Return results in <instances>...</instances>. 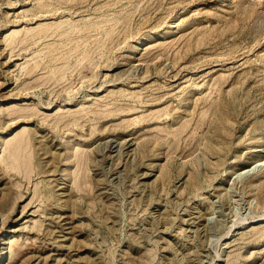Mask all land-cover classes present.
I'll return each instance as SVG.
<instances>
[{"label":"rangeland","instance_id":"obj_1","mask_svg":"<svg viewBox=\"0 0 264 264\" xmlns=\"http://www.w3.org/2000/svg\"><path fill=\"white\" fill-rule=\"evenodd\" d=\"M263 219L264 0H0L6 264H264Z\"/></svg>","mask_w":264,"mask_h":264},{"label":"bare ground","instance_id":"obj_2","mask_svg":"<svg viewBox=\"0 0 264 264\" xmlns=\"http://www.w3.org/2000/svg\"><path fill=\"white\" fill-rule=\"evenodd\" d=\"M0 239H2V238H0ZM4 244H5V241L0 240V264H6L7 263L5 247L3 246Z\"/></svg>","mask_w":264,"mask_h":264}]
</instances>
